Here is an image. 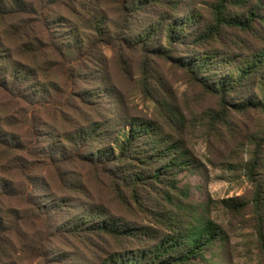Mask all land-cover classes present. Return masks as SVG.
Here are the masks:
<instances>
[{
    "label": "trees",
    "instance_id": "obj_1",
    "mask_svg": "<svg viewBox=\"0 0 264 264\" xmlns=\"http://www.w3.org/2000/svg\"><path fill=\"white\" fill-rule=\"evenodd\" d=\"M52 2L63 5L67 0ZM78 2L82 9L87 6L86 15L80 11L77 17V20L84 19L80 30L65 27V39L52 45L63 57L62 68L67 66L71 72L78 66V74H81L86 70L87 58L102 64L97 50L102 45H110L119 52L120 68L128 74L129 67L122 51H138L143 93L155 102L170 131H165L158 121L134 117L125 111L121 93L110 89L102 70L86 73L99 85L96 93L91 95L90 91L89 96L85 92L81 95L76 91L78 88L73 87L81 107H73L77 117H68L67 124L79 127L72 137L64 134L62 141H56L57 151L63 155L58 157L64 161L70 159L68 155L75 154L82 164L94 170L96 178L108 179L112 193L121 204L128 208L133 203L152 213L153 221L163 228L125 224L107 218L106 206L94 202L92 207L81 204L85 208L84 214L75 215L67 228L62 227L63 230L72 235L99 233L119 243L138 239L133 249L113 251L99 264H212L207 253L225 239L226 233L203 211L184 201L188 198L189 187L180 186L179 175L196 168L195 158L181 136L186 129L185 115L170 97H165L164 91L150 86L151 63L154 59L171 63L188 76L189 82L216 96L219 111L207 110L212 113V127L228 126L231 113L254 111L264 121V0H213L211 21L205 25L200 24L195 10L181 9L182 0H105V9H99L103 0H71L70 8L76 11ZM30 8L31 4L22 0H0V22L20 18ZM238 9L241 13L236 12ZM112 11L117 14L115 21L110 16ZM2 27L0 91L24 95L31 84L44 87L31 70L34 52L39 51L41 45L18 44L17 41L18 46L12 48L10 44L16 37H25L23 26L7 22ZM244 36H250L254 41L248 46ZM71 79L75 83L74 78ZM54 86L48 83L37 96L44 99L49 93L48 87ZM91 98L97 103L86 112L90 106L87 100ZM106 101L110 105H104ZM43 102L40 100L39 103ZM82 120H85L84 124H80ZM258 121L249 140L253 147L246 146L250 148V157L242 164V170L255 183L253 207L258 219L263 220L264 123L261 119ZM12 125V117L0 109V264H19L17 243L11 240L14 233H6L10 229L4 225L7 215H3L2 196L19 198L25 207L33 209L24 210L25 213L46 214L33 193L21 191L22 187H17L14 178L19 176L28 187L33 181V170L41 167L44 160L60 163L52 155L54 149L42 145L37 120L30 123L29 138L24 142L8 131ZM24 155L33 159H26ZM65 175H61L63 182ZM67 177L71 178L70 173ZM7 182L13 188L6 189ZM72 182V187L85 189L79 177H73ZM152 193L165 205L147 210L144 196ZM151 233L155 235L151 236ZM45 236L43 231L41 239L32 242L37 257L44 256Z\"/></svg>",
    "mask_w": 264,
    "mask_h": 264
},
{
    "label": "rangeland",
    "instance_id": "obj_2",
    "mask_svg": "<svg viewBox=\"0 0 264 264\" xmlns=\"http://www.w3.org/2000/svg\"><path fill=\"white\" fill-rule=\"evenodd\" d=\"M22 1L31 4L29 12L23 13L20 18L1 21L0 30L7 22L23 26L25 37H16L15 42L10 44L12 48L21 42L32 46L41 45L42 48L34 52L36 56L33 58L31 70L45 86L40 88L31 84L32 87L24 95L0 91V109L2 113L12 117L13 125L8 131L16 134L20 142L29 138L30 123L37 120L42 145L46 149H54L52 155L60 163L44 160L41 167L33 170V181L28 187L19 176L14 178L11 173L8 174L16 179L17 187H22L21 191L28 190L33 193L38 203L42 204V212L46 214L39 215L35 212L34 216L32 212L25 213L24 210L33 209L25 207L19 198L2 196V207L5 211L3 215H7L4 217V225L10 229L6 233H14L11 240L17 243L16 259L19 264H99L113 251L133 249L138 239L119 243L99 233L72 235L65 232L62 227L67 228L75 215L84 214L85 208L81 207V204L87 203L92 207L94 202L102 203L108 209L107 218H114L121 223L160 229L163 226L155 223L153 214L141 207L130 203L127 208L121 204L112 193L108 179L102 176L96 178L94 170L82 164L75 154L68 155L70 159L64 161L58 157L63 155L58 153L56 141H62L64 134L72 137L79 127L67 124L68 117H77L73 107H81L73 87L78 88L76 91H80L81 95L85 92L89 96L90 91L93 95L99 84L92 82V77L86 76V73L102 70L108 78L110 89L121 93L122 108L125 111L134 117L158 121L167 132L170 128L159 115L155 102L143 93L140 67L138 69V51H122L129 67L128 74L120 68L119 52L110 45H102L97 50L102 64L91 62L90 58H87L86 70L81 74H78V66L71 72L67 70V66L62 68L63 57L57 54L52 45L65 39V27L80 30L84 19L77 20V17L80 11L86 15L87 6L82 9L78 2L75 11L73 7L70 8L71 0H67L63 5L54 4L52 0ZM212 2L213 0H182L181 9L195 10L199 14L200 24L205 25L211 21ZM105 6L103 0L99 9H105ZM236 12L241 13L240 9ZM110 16L113 21L117 19L115 11H112ZM244 38L247 39L248 46L254 41L250 36ZM17 41L19 43L16 45ZM151 72L153 76L149 80L150 86L164 91L165 97H170L185 115L186 129L181 136L186 148L195 158L196 168L182 171L179 175L180 186L189 187L188 198L184 201L191 207H196L198 211H203L206 217L220 225L226 233L225 239L218 242L213 251L207 253V257L212 264H264V219H258L253 207L255 183L242 170V164L250 157L249 149L253 146L249 140L255 133L258 120L261 119V123H264L262 116L254 111L231 113L228 126L212 127V113L207 110L219 111L216 96L203 92L197 85L189 82L188 76L171 63L154 59ZM48 83L55 86L48 87L49 93L46 92L44 99L38 97L39 91ZM40 100L45 102L40 104ZM87 101L90 106L85 109L86 112L93 109L97 103L94 98ZM104 105L108 106L110 102L106 101ZM55 106L58 109H55ZM84 123L85 120H82L80 124ZM24 157L33 159L25 155ZM62 173H66L64 182ZM67 173H70L71 178L67 177ZM73 177H79L85 189L72 187ZM5 188L13 187L7 182ZM23 197L21 195V198ZM262 197L264 199V187ZM144 200V208L147 210H156L159 205L164 204L155 193L144 196ZM16 211L21 213L17 214ZM261 212L264 217V207ZM47 217L48 219L43 221ZM43 231L46 234L45 249L42 250L44 256L37 257L32 242L39 241ZM154 235L155 233H151V236Z\"/></svg>",
    "mask_w": 264,
    "mask_h": 264
}]
</instances>
